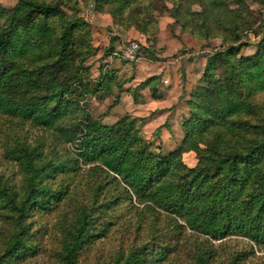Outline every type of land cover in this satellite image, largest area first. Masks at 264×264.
I'll list each match as a JSON object with an SVG mask.
<instances>
[{"label":"trees","instance_id":"trees-1","mask_svg":"<svg viewBox=\"0 0 264 264\" xmlns=\"http://www.w3.org/2000/svg\"><path fill=\"white\" fill-rule=\"evenodd\" d=\"M75 2L0 4V116L15 128L1 146L20 173L16 183L0 172V219L8 226L0 264L37 254L38 238L30 230L34 216L60 207L66 211L59 212L58 263L80 264L79 252L117 224L118 217L104 219L125 202L154 236L120 252L111 264H166L174 248L152 241L166 233V241L178 242L187 231L201 238L192 242L193 249H176L189 264H210L215 253L210 238L230 232L264 252V104L256 100L264 92V32L254 54L236 56L250 44L241 40L244 32L259 35L263 29L261 14L246 0H95L114 23L135 27L149 43L156 30L152 10L159 3L199 39L222 37L224 50L208 58L201 84L191 92L181 145L163 154L151 150L136 118L124 115L105 125L81 107L89 91L108 96L126 81L114 70L88 80L85 61L94 51ZM137 89L131 94L142 103ZM26 124L41 134L33 140L20 136ZM189 150L197 153L193 167L181 160ZM77 183L90 193L85 202L74 199L81 189ZM246 257L237 254L227 264Z\"/></svg>","mask_w":264,"mask_h":264},{"label":"rangeland","instance_id":"rangeland-1","mask_svg":"<svg viewBox=\"0 0 264 264\" xmlns=\"http://www.w3.org/2000/svg\"><path fill=\"white\" fill-rule=\"evenodd\" d=\"M16 3L17 0H0V4L7 8L13 7ZM75 3H77L78 16L86 23V28L90 32V44L94 51L85 61L90 72L88 80H95L101 74L114 70L118 77L126 81L121 91L114 88L108 96H104L101 91L96 94L89 91L85 94L84 100L82 96L81 107L90 113L93 119L105 125L116 122L124 115L132 116L137 119L136 124L141 136L151 142V150L165 154L177 149L185 136L183 120L191 115L188 104L191 92L201 84L208 58L224 50L222 37L215 35L208 41L199 39L184 30L166 12L162 7L163 4L159 3L152 10L156 30L152 35V42L149 43L147 35L140 33L135 27L125 28L114 23L110 13L101 12L96 8L95 0H76ZM166 4L170 6L169 1ZM246 4L264 18L263 0H246ZM193 8L199 10L197 5H193ZM65 12L68 15L71 14L66 9ZM258 25L259 22L255 26ZM262 32L264 27L258 31L259 35L244 32L241 40L250 44L242 47L236 56L254 54L256 51L254 44L260 39ZM129 42H136L137 45L136 52L130 57L120 51ZM152 48L155 50L153 54H150ZM153 76L155 77L147 86L139 88L144 80ZM135 88H138V97L143 98L142 103L134 102L131 91ZM89 89H92V85ZM152 93H155L158 98H153ZM115 100L116 103L113 105ZM256 100L264 104V92L260 93ZM258 118L259 116L252 120H258ZM25 128L20 136L30 140L41 134L40 130L28 124ZM14 130V125L4 124V118L0 116V172L18 183L20 173L17 165L3 157L1 146L6 138L13 136ZM50 137L52 136L49 135ZM67 147L69 145L65 146ZM197 159V153L193 150L181 154L183 164L188 167L195 166ZM71 180L73 183L76 181ZM77 184L81 189L74 199L85 202L90 198V193L83 184ZM67 210L71 212L72 208L67 207ZM60 211L66 210L60 207L50 214L34 216L30 230L38 238L39 251L34 256L14 264H59L56 256L60 249ZM113 211L104 220H114L118 217L117 224L106 232L102 230L103 227L97 226V229L102 230L103 235L79 252L80 264H111L120 252L126 253L132 246L149 242V237L154 236L153 230L148 233L149 227L144 226L143 222L137 218L135 210L130 209L127 202L117 205ZM148 216L144 214L146 220ZM7 229L6 222L0 219V245L4 237L7 238V232L5 233ZM190 234L191 232L187 231L180 241L169 243L166 241V233H163L159 239L152 242L171 245L174 248L166 264H189L185 260V255L177 254L176 249L179 250L180 246L193 249L192 242L196 239L197 242L201 240ZM210 239L215 250L210 264H227L235 255L243 253H247V257L240 264H264V252L251 241L234 232L218 239Z\"/></svg>","mask_w":264,"mask_h":264},{"label":"built area","instance_id":"built-area-1","mask_svg":"<svg viewBox=\"0 0 264 264\" xmlns=\"http://www.w3.org/2000/svg\"><path fill=\"white\" fill-rule=\"evenodd\" d=\"M137 48L136 42H129L127 45L121 48V53L124 55H128L130 57L131 54L135 53Z\"/></svg>","mask_w":264,"mask_h":264},{"label":"crops","instance_id":"crops-1","mask_svg":"<svg viewBox=\"0 0 264 264\" xmlns=\"http://www.w3.org/2000/svg\"><path fill=\"white\" fill-rule=\"evenodd\" d=\"M131 35L135 36V34H131ZM136 35H137V34H136Z\"/></svg>","mask_w":264,"mask_h":264}]
</instances>
